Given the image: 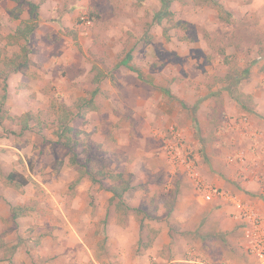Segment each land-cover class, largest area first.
<instances>
[{
	"label": "rangeland",
	"instance_id": "374dc122",
	"mask_svg": "<svg viewBox=\"0 0 264 264\" xmlns=\"http://www.w3.org/2000/svg\"><path fill=\"white\" fill-rule=\"evenodd\" d=\"M41 1L22 0L23 12ZM219 1L232 13L230 23L204 0L174 1L176 18L161 24L155 20L160 0H44V26L28 43L32 64L8 79L6 92L0 82V264H258L232 210L199 202L187 178L173 174L161 155V133L173 126L186 135L183 149L194 159L209 150L219 168H242L239 181L226 178L228 189L264 202L259 186L241 184L262 162L252 155L245 166L229 163L234 145L223 143L234 138L238 148L252 141L224 130L232 115L223 93L257 122L262 117L252 96L264 106V0ZM13 7L0 0L1 58L21 53L24 45L8 38L15 30ZM47 23L59 24L60 32ZM226 56L232 58L228 66ZM99 73L105 78L94 94ZM233 87L244 94L241 100ZM92 97L98 110L71 123L81 131L79 161H89L95 171H125L135 183L126 200L141 213L116 211L106 190L110 182L93 184L88 176L77 181L81 168L70 164L68 150L57 142L60 105L77 112L78 100ZM147 99L158 103L152 102V115L144 108ZM163 116L168 120L155 133ZM226 146L227 155L219 152ZM9 172L30 183L21 189L6 185L2 176ZM182 186L188 195L175 209L171 203ZM161 205L173 210L167 214ZM14 206L27 213L14 220Z\"/></svg>",
	"mask_w": 264,
	"mask_h": 264
},
{
	"label": "trees",
	"instance_id": "16d2710c",
	"mask_svg": "<svg viewBox=\"0 0 264 264\" xmlns=\"http://www.w3.org/2000/svg\"><path fill=\"white\" fill-rule=\"evenodd\" d=\"M14 1L17 7L14 11H20L21 7V0H11ZM162 3V9L159 13L155 15V20L157 24H161L164 19H169L170 21L172 19H175V13L171 9V5L176 0H160ZM204 2L211 5L214 9H216L218 18L220 21H225L227 23H230L233 16L232 13L229 12L225 6L219 1V0H204ZM31 6V12L34 14L39 7V5H36L34 3L29 4ZM18 9V10H16ZM36 24L33 23L31 20L26 21L23 28H18L13 35H9V39L12 40V42H17L20 40H25L26 44L22 46L21 53L13 54V56L8 57L4 56L3 58L0 57V82L3 84V90L4 92L7 91L8 88V79L11 74L13 73H19L23 70L27 69L31 64L30 60V52H32V49L28 47V43L30 41V38L32 36L33 31L36 28ZM232 60L231 57L226 56V59L224 60V63L228 66L230 61ZM105 77L102 73L94 75V78L92 80L93 84L95 85V93L98 94L101 91V82L103 81ZM231 93L235 97L237 101L241 100L242 96L237 95L235 87H233V90L231 89ZM236 93V94H235ZM6 96V95H5ZM252 98L249 97V100ZM78 104H76L77 112L72 111L67 105L61 104L60 109L63 112V116L59 117L58 123H56L57 131V142L65 147L69 152V162L73 166H78L81 168V176L77 179V181H80L82 178L89 177L90 180L94 184H103L105 180H110L113 182V185L108 187L106 190L108 192L112 193V197L109 199V202L113 204L115 207V210L118 212H123V214H128L130 212H136L141 213V210L139 207H134L130 204H128L127 199V193L132 189L131 181L132 178L127 175L126 173L122 172H114V171H108V172H102V171H95L92 167L88 166L89 161L86 162L85 165H82L79 161V154L77 152V147L79 145L78 140L76 139L81 131L76 130L71 123L75 120V118L79 117L81 119H85L87 114L90 112H94L98 110V103H96V100L94 97L87 99V98H80L78 100ZM26 119L32 120V115L26 114ZM23 129L28 130L29 125L25 121L23 123ZM82 168H84L82 170ZM83 175V176H82ZM2 179L4 183L8 186L15 187L17 189H21L23 187H26L30 181L28 178L23 176L22 174L18 172H9L5 176H2ZM176 198V194H175ZM173 210V207L170 206L168 208V211L171 212ZM27 213V210L19 207L14 206L12 207V218L14 220L19 219L20 217L24 216ZM143 222V221H142ZM141 222V226H142Z\"/></svg>",
	"mask_w": 264,
	"mask_h": 264
},
{
	"label": "crops",
	"instance_id": "0c3cea01",
	"mask_svg": "<svg viewBox=\"0 0 264 264\" xmlns=\"http://www.w3.org/2000/svg\"><path fill=\"white\" fill-rule=\"evenodd\" d=\"M14 4H15V2L14 1H12ZM21 2H22V0H21ZM33 3V2H32ZM44 3V0L43 1H41L40 3H37L38 5H39V7L37 8V14H36V12L34 13V14H32V12H31V6L28 4V6L30 7V10H29V13H27V14H25L24 12H23V8H22V3H21V7H20V11H14L15 10V8L17 7V5L15 4V7H13L11 10H10V13H13V15H14V20H15V30H14V32H11V34L13 35V34H15V32H16V30L20 27V28H23L24 27V25H25V22L26 21H29V20H31L33 23H35L37 26H36V28H35V30L33 31V33H32V36H31V38H30V41H29V43L31 42L32 43V39L35 37V36H37L39 33H38V28L39 27H43L44 25H42L40 22H39V20H40V18H39V11H40V6H42V4ZM16 10H18V9H16ZM40 23V24H39ZM45 26H49V27H52V28H54L55 29V32H60V30H61V27H60V25L59 24H57V23H47ZM49 27H47V28H49ZM53 29V30H54ZM66 40H67V38H66ZM23 43L24 45L26 44V42H25V40H20V41H17V43ZM66 42H69V41H66ZM23 46V45H22ZM33 48V47H32ZM32 55V54H31ZM31 55H30V60L32 61V59H31ZM13 56V55H12ZM11 57V56H10ZM92 71V70H91ZM19 73H21V72H19ZM92 73V72H91ZM18 73H13V74H11L10 75V77H9V79L10 78H12V77H14V76H16ZM264 77V76H263ZM174 94V93H173ZM224 95H225V103H226V105H227V107H229V108H227V112L229 113L228 115H232V117L231 118H229L228 119V121H226V123H225V125H224V130L226 129L227 130V132L228 133H230L231 134V132H235L236 133V135H238V137H239V139H244L245 141H246V143L249 141L248 139H247V136H245V134H243L242 133V129H241V125H240V122L239 121H241V119L242 118H244V117H247L248 119H249V121H250V123H251V125H252V127H253V125H254V123H256L257 124V126L256 125H254V126H256V128L255 129H258V130H260V131H262L263 133H264V126H262V125H259V124H264V106L261 104V103H258V96H252V98H253V101H254V105H253V108H254V110L257 112V113H260L261 114V118L259 119L258 118V122L256 121V119L254 118V117H251V114L250 113H252V112H250V111H244V108H239V104L237 103V102H235L234 101V98L233 97H231L230 95H229V93L227 92V93H223ZM163 99V98H162ZM152 102H154L155 104H158L157 103V100H155V101H151V100H149V99H147V104H145L146 106L144 107V108H148V114L149 115H152V110H151V108H153L154 106H155V104H152ZM250 102H252V101H250ZM256 102V103H255ZM150 104H152V105H150ZM256 104H257V106H256ZM150 105V106H149ZM154 105V106H153ZM229 105V106H228ZM232 105V106H231ZM204 106L205 105H203V108H204ZM222 107H224L223 105H221ZM261 108V109H260ZM95 112V111H94ZM94 112H90L89 114H92V113H94ZM246 112V113H245ZM202 113V118L203 119H205V120H207L208 118L207 117H211V115L209 114V112L208 111H205L204 112V114H203V112H201ZM89 114H87V116L89 115ZM161 115H162V113H161ZM166 118H169V115L168 114H163ZM233 115H235V116H233ZM162 117L163 119L162 120H160V119H157V124H156V126L155 127H157L156 129H155V133H157V131H159V129H162L161 127H163L164 125H165V122H167V120L168 119H166L165 117ZM254 118V119H253ZM146 120H149L148 118H145ZM251 119L253 120V122L254 123H252V121H251ZM173 120V119H172ZM169 123V122H168ZM164 124V125H163ZM169 125H170V123H169ZM168 126V125H167ZM166 126V127H167ZM171 126V125H170ZM151 132H152V129H151ZM182 133H183V139L186 137V135L184 134V132L183 131H181ZM146 133L147 134H149V132H148V130L146 129ZM162 134V133H161ZM193 135V133H192V131L191 130H188L187 131V137L189 138L190 136H192ZM225 137H231V136H228V135H224ZM191 139V138H190ZM251 141V140H250ZM230 142L232 143V145H234L233 147H232V149L234 150L233 151V153H231V154H229L226 158H228V162H229V157H231V156H236L238 153H240L242 150L243 151H245L246 153H247V155L250 157V156H252V155H256V157H257V154H254L255 152H254V150L256 149V151H260V150H263L264 149V140L263 141H256V140H252L251 142H252V144H251V142H250V144H246L245 146H243L244 145V143H239V146H238V148H235V140H234V138L233 139H228V138H224L223 139V143L224 144H226V145H228V144H230ZM228 147H229V145H228ZM162 149V148H161ZM221 149H222V151H219V152H221V153H225V155H227L228 154V148H227V146L224 148H222L221 147ZM204 152H205V150H204ZM203 151H202V153H204ZM208 153H206L207 154V156H205V157H208V159H209V162H208V165H205L204 164V158H200V156H199V154H198V152L196 153V159H195V161H196V163H197V167H198V169H199V171H200V173H201V175L203 176V178H205L207 181H209L211 184H214L215 186H218V187H221V188H224V189H227V190H229V191H231L230 189H228L227 188V185H228V181H227V179L226 178H229V177H231V178H233V179H235V180H238L239 181V179H241L240 178V176H241V174H242V170H240V169H242L241 167H238V166H236V167H238L239 168V171L236 173L235 171H234V169H233V171H231L232 169H229V167L228 168H223V166H221L220 168L218 167L219 165H220V163L219 162H217V159L215 158V157H211L212 155H210L211 154V152L208 150L207 151ZM161 155L162 156H164L165 158H166V155H165V153H164V150L162 149L161 150ZM258 158V157H257ZM166 160H167V158H166ZM168 162V161H167ZM168 165H169V169L170 170H172V173L174 174V173H180V174H177V175H182V177L183 178H187V180H186V182L187 183H189V185H190V187L192 188V192H193V194L194 195H196V198L199 200V202H202V203H207V202H211V203H213V204H216V205H222V206H228L231 210H232V208L228 205V203L226 202V201H224V200H221V199H202L197 193H196V191L194 190V187H193V185H192V183H191V181H190V179H188V177H187V175L182 171V170H180V169H174L169 163H168ZM211 166H212V170H213V172L212 173H210V171H211ZM232 172V173H231ZM122 173H126L125 171H122ZM227 174H230L229 176H227ZM128 175V174H127ZM85 178V177H84ZM90 179V178H89ZM242 179H244V181L241 183L242 184V186H245L246 188H253V190H255V189H257V188H259L260 187V185L258 184V182H257V179H256V176H254V174L253 175H245L244 176V178H242ZM91 181V180H90ZM92 182V181H91ZM106 182H110V185L109 186H107V188L108 187H110V186H112L113 185V182H111L110 180H105L104 182H103V184H105ZM93 183V182H92ZM134 182H133V180L131 181V185H132V189H133V186L135 185V183L133 184ZM94 184V183H93ZM97 184H99V183H97ZM180 186L181 185H178L177 187L178 188H180ZM259 186V187H258ZM169 188H176V186L175 185H173V187H172V185H170V187ZM131 189V190H132ZM181 189V188H180ZM261 189V188H260ZM130 190V191H131ZM129 191V192H130ZM172 191H173V189H172ZM172 191L170 192V194L168 195V196H171L172 195ZM186 190H184V186H182V193H180V192H177L176 193V196H177V199L175 200V201H173L171 204H173L174 205V207H175V209H176V207H177V204H178V199L180 198V197H185L186 195H188V193H186L185 192ZM129 192L127 193V194H129ZM233 192V191H232ZM109 193H111V192H109ZM236 193V192H235ZM240 197H242L245 201H248L250 198L248 197V196H245L243 193H237ZM112 197V193H111V195H110V198ZM252 200V199H251ZM263 201H264V199H262ZM160 203L162 204V201H160ZM159 203V204H160ZM164 204H167V202H165ZM258 205H259V207L262 209V211L264 212V202H262L261 200H258V203H257ZM159 210H162L163 212H166L167 214H170L169 213V211H168V209L166 208V209H162V205H161V207H160V209Z\"/></svg>",
	"mask_w": 264,
	"mask_h": 264
},
{
	"label": "built area",
	"instance_id": "2783aa9c",
	"mask_svg": "<svg viewBox=\"0 0 264 264\" xmlns=\"http://www.w3.org/2000/svg\"><path fill=\"white\" fill-rule=\"evenodd\" d=\"M82 20L87 23L86 17ZM240 127L242 133L249 139L256 141L264 140V133L252 128L247 117L241 119ZM164 143L163 150L168 163L174 169L182 170L190 179L194 190L202 199H221L228 203L232 208V218L237 222L244 239L247 243L249 254L256 259L258 264H264V212L256 202L245 201L237 193L215 186L201 175L197 163L191 153L183 149V133L176 130L173 126L168 129V133L161 134ZM261 165L254 171L261 193L264 197V149L257 151ZM249 156L245 151H241L236 156L229 157V163L235 162L241 166L248 163Z\"/></svg>",
	"mask_w": 264,
	"mask_h": 264
}]
</instances>
